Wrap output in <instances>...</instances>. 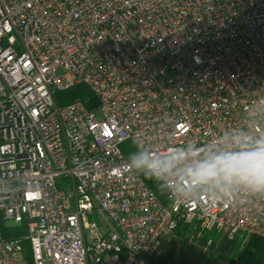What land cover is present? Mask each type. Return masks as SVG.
I'll return each mask as SVG.
<instances>
[{
  "label": "built area",
  "instance_id": "built-area-1",
  "mask_svg": "<svg viewBox=\"0 0 264 264\" xmlns=\"http://www.w3.org/2000/svg\"><path fill=\"white\" fill-rule=\"evenodd\" d=\"M76 86L95 109L57 104ZM262 145L264 0H0V264L25 242L33 264H150L180 228L264 239V187L199 174Z\"/></svg>",
  "mask_w": 264,
  "mask_h": 264
},
{
  "label": "rangeland",
  "instance_id": "rangeland-1",
  "mask_svg": "<svg viewBox=\"0 0 264 264\" xmlns=\"http://www.w3.org/2000/svg\"><path fill=\"white\" fill-rule=\"evenodd\" d=\"M93 219L103 223L104 216L96 215ZM7 226L14 224L7 223ZM194 236L178 232L166 238L160 253L151 258L150 264H234L248 240L245 234L229 237L223 232L217 237L209 233H204L202 238Z\"/></svg>",
  "mask_w": 264,
  "mask_h": 264
},
{
  "label": "trees",
  "instance_id": "trees-1",
  "mask_svg": "<svg viewBox=\"0 0 264 264\" xmlns=\"http://www.w3.org/2000/svg\"><path fill=\"white\" fill-rule=\"evenodd\" d=\"M55 98L57 104L60 106H65L78 100L84 102L90 110L98 106V100L95 94L86 86H76L70 90L59 92ZM122 148L129 160L133 161L140 159V155L130 143L124 144ZM136 170L160 200L164 204H167L169 202V193L158 174L152 168L144 165H139ZM28 224L29 220L27 219H25L23 223L14 226H7L6 224L3 226V234L6 238H21L27 235ZM182 230L183 228H180L179 232ZM24 246L27 252L28 264H33L31 261V248L29 243L25 242ZM235 264H264V239L257 236L248 238Z\"/></svg>",
  "mask_w": 264,
  "mask_h": 264
},
{
  "label": "clouds",
  "instance_id": "clouds-1",
  "mask_svg": "<svg viewBox=\"0 0 264 264\" xmlns=\"http://www.w3.org/2000/svg\"><path fill=\"white\" fill-rule=\"evenodd\" d=\"M218 171L228 178L237 175L257 187H264V145L254 152L218 157L214 162L203 165L199 174L215 176Z\"/></svg>",
  "mask_w": 264,
  "mask_h": 264
},
{
  "label": "crops",
  "instance_id": "crops-1",
  "mask_svg": "<svg viewBox=\"0 0 264 264\" xmlns=\"http://www.w3.org/2000/svg\"><path fill=\"white\" fill-rule=\"evenodd\" d=\"M179 231H177V233H178ZM181 233H189V232H185V231H180ZM179 232V233H180ZM220 233H222V232H214V233H209L212 237H217ZM223 233H225V232H223ZM226 234V233H225ZM203 236V235H202ZM202 236H201V238H202ZM236 261H237V259L235 260V262H234V264L236 263Z\"/></svg>",
  "mask_w": 264,
  "mask_h": 264
}]
</instances>
